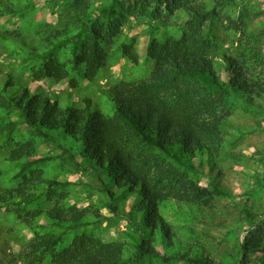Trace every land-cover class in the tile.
Returning <instances> with one entry per match:
<instances>
[{"label":"rangeland","instance_id":"obj_1","mask_svg":"<svg viewBox=\"0 0 264 264\" xmlns=\"http://www.w3.org/2000/svg\"><path fill=\"white\" fill-rule=\"evenodd\" d=\"M187 5L202 6L205 13L215 10L198 33L207 40L222 81L227 79L220 67L222 56L240 60L253 55L252 49L261 55L251 77H264V0H233L221 6L213 0H0V91L6 98L29 93L61 108L83 109L89 102L92 110L130 129L132 124L117 112L109 94L120 83L149 79L150 44L180 40L194 26ZM93 42L102 48L104 61L92 58L95 72L87 77L86 47ZM124 45L133 46L137 63L123 54ZM48 64L63 66L67 78L45 76ZM205 98L213 101V114L205 118L215 124L216 134L208 143L210 157L192 159L196 171L158 151L137 149L152 162L147 173L158 186L184 183L208 191H187L182 198L168 193L157 202L155 214L166 234L160 226H147L145 215L138 213V197L126 188L117 189L106 172L99 179L96 161H80L81 144L61 138L59 149L35 137L19 112L0 105V194L17 188L33 172L42 173L43 179L42 184L27 186V195H33L29 203L14 204L18 198L0 204V264H29L21 258L23 245L47 234L60 235L55 252L79 242L97 243L117 264H189L183 257L214 264H264V97L250 101L238 94L219 98L208 92ZM27 141L34 143L37 158L51 160L27 170L9 161L17 145ZM71 156L80 161L78 169L68 160ZM215 188L225 194L216 195ZM56 206L85 211L90 223L76 230L58 229L40 215ZM92 213L102 218L96 220ZM19 214L37 216L35 225L27 227ZM133 219L144 237L131 226ZM143 238L144 247L155 249L160 257L135 259ZM51 263L48 253L43 264Z\"/></svg>","mask_w":264,"mask_h":264},{"label":"trees","instance_id":"obj_2","mask_svg":"<svg viewBox=\"0 0 264 264\" xmlns=\"http://www.w3.org/2000/svg\"><path fill=\"white\" fill-rule=\"evenodd\" d=\"M232 1L213 0L217 6ZM185 10L192 14L194 26L180 40H167L164 43L154 41L150 44L147 56L153 62V67L149 79L137 84L120 83L109 94L117 112L132 124L130 129L116 118H108L92 110L89 102L85 103L83 109L61 108L57 102L43 100L29 93L19 98H6L4 92L0 91V105L19 112L22 124L35 137L58 144L62 150L61 138L72 144H81L80 161H96L99 179L106 172L115 180L117 189L126 188L130 194L138 197V213L145 215L147 226L152 229L160 226L161 233L165 234L164 222L155 214L157 202L168 197V193L182 198L187 197V191L200 194H207L208 191L189 188L184 183H169L168 186L160 183L158 186L147 173L152 162L141 157L137 149L158 151L176 165L196 171L192 159L196 155L207 159L210 157L208 143L212 142L216 134L215 124L205 118L206 115L212 116L214 111L213 101L206 99L205 93L212 92L219 98L238 94L247 96L250 101L254 97H264V77H251L261 53L252 49L253 55L248 57L245 54L240 60L223 55L220 67L227 79L222 81L207 52V40L198 33L199 25L213 17L215 10L205 13L202 6L195 8L192 5H187ZM86 51L89 53L86 76L91 77L95 69L90 60L104 61V54L97 42L88 45ZM122 51L132 63L138 62L132 45H124ZM44 75L61 81L67 78L68 73L63 66L48 64ZM37 156L34 143L27 141L17 145L10 153L9 161L21 164L23 170H27L35 164L51 160ZM69 158L74 168L78 169L80 161H77V156ZM42 183V173L33 172L32 177L25 179L17 188L0 194V204L10 205V201L18 198H21L20 202L14 204H27L33 198V195H27V186ZM213 192L218 196L225 194L217 188ZM40 215L63 231L76 230L90 223L85 211H63L57 206ZM91 216L96 220L102 218L97 213ZM19 217L22 218L20 214ZM36 218L29 215L22 220L27 227L32 228ZM130 224L144 237V231L137 227L134 219ZM59 241L60 235H36L23 245L21 258L29 264H43L47 254L51 253V264H117L114 257L108 256L97 243L85 245L79 242L74 247L55 252ZM136 249V260L160 257L155 249L144 247V238ZM183 258L189 264H214L199 258ZM162 259L169 260L168 257ZM133 262L129 260L127 263Z\"/></svg>","mask_w":264,"mask_h":264}]
</instances>
